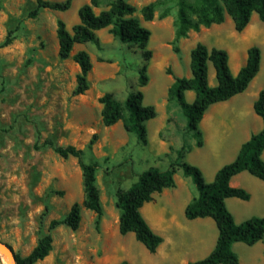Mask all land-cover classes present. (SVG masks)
Listing matches in <instances>:
<instances>
[{
	"label": "rangeland",
	"instance_id": "1",
	"mask_svg": "<svg viewBox=\"0 0 264 264\" xmlns=\"http://www.w3.org/2000/svg\"><path fill=\"white\" fill-rule=\"evenodd\" d=\"M37 1L0 0V45L10 31L15 37L10 45L0 47V241L8 244L15 255L26 257L39 238L48 232L53 220L63 219L74 203L83 202L77 159H62L50 147L36 148L50 139L58 146L83 150L85 162L98 164L97 184L103 216L97 225V215L82 208L80 227L76 231L66 226L54 229L51 252L36 264H119L122 261L187 264L203 259L206 246L212 251L218 230L210 218L212 227L185 217L187 203L198 193L192 179L185 177L181 169L175 173L176 186L165 189L171 197L164 199L162 194L156 195V201L147 203L150 208L142 210L154 232L164 239L156 253H150L133 233H119L115 193L119 188L129 189L137 182L139 174L151 168L169 169L171 162L177 159L176 148L182 146L187 147L184 161L198 167L207 182L212 181V178L209 180L211 172L225 159L216 158L211 149L197 147L181 108L168 99V90L174 76H192L190 55L198 43L209 49L226 50L230 54L232 74L245 65L247 50L259 47L260 71L255 82L241 95L249 97L264 89V22L253 13L249 32H237L226 14L222 24L201 27L199 32L190 31L187 38L175 42L177 0H127L137 10L134 17L151 31L146 48L152 52L147 70L149 83L140 87L144 51L121 43L110 34L109 28L97 32L100 46L76 44L70 58H59L57 21L62 20L72 32V27L79 23V8L89 0H71V7L65 12L40 9L36 17H30ZM151 3H156L154 19L145 21L143 8ZM104 9L108 7L104 5L94 11L98 14ZM166 9H169L168 16L161 19ZM79 51L89 54L92 70L88 75V91L75 96L73 91L80 68L73 56ZM209 68L210 83L216 85L211 63ZM168 70L174 76L168 74ZM136 90L143 92L144 104L155 106L158 112L146 125L147 146L139 142L136 135L127 133L122 122L112 127H105L102 122L99 99L103 95L112 93L124 103ZM194 96V92H188L187 102L191 103ZM250 110L260 118L253 106ZM205 133L208 137L211 129H206ZM165 146L169 147L170 154L158 157ZM247 176L245 183L253 195L252 202L228 199L227 207L236 221L248 215L264 214V182L249 173ZM158 211L170 214L156 218ZM233 249L239 256V264H264V240L253 246L236 243ZM4 258L0 254V264H5Z\"/></svg>",
	"mask_w": 264,
	"mask_h": 264
},
{
	"label": "trees",
	"instance_id": "2",
	"mask_svg": "<svg viewBox=\"0 0 264 264\" xmlns=\"http://www.w3.org/2000/svg\"><path fill=\"white\" fill-rule=\"evenodd\" d=\"M89 0L78 10L79 23L70 32L62 20L57 21L58 55L62 60L71 57L76 44L94 43L100 46L97 32L109 28L110 34L121 43L138 46L144 51V63L139 71V86L145 87L149 83L147 75L152 52L146 50L151 38V31L140 24L134 17L136 8L127 0ZM104 5L108 9L98 14L94 9ZM156 3L143 8L145 21L154 19ZM71 7V0L64 2H49L38 0L37 7L30 13L36 17L40 9H51L65 12ZM177 15L174 21L175 42L187 38L190 31L199 32L201 27L209 28L215 24H222L226 14L233 21L237 32H243L250 24L253 13L264 22V0H177ZM166 9L160 18L168 16ZM195 17V19L193 18ZM15 37L10 31L0 47L10 45ZM79 66L77 84L73 91L75 96L83 95L89 89L88 75L92 70L90 56L85 51H79L73 56ZM209 63L215 70L217 85L209 84ZM261 68V51L257 46L247 50V59L237 75H233L229 65V54L226 50L213 47L209 49L205 44L198 43L191 51L190 78L174 76L170 70L168 74L174 76V83L168 90V99L173 100L181 108L186 119L187 129L193 132L197 147L204 145L203 134L200 129L201 121L209 108L217 103L226 102L244 93L251 82L257 77ZM192 91L195 99L187 102L186 92ZM102 105L101 116L105 127H112L122 122L123 128L129 134L137 136L139 142L147 146V122L155 119L158 112L153 105L144 104V94L141 90L131 93L124 103L119 102L112 93H106L99 99ZM253 110L262 119V130L250 137L244 143L234 161L221 167L211 183L205 181L202 171L184 161L186 146L176 151L177 159L171 162L169 169L151 168L138 175V180L129 189H118L115 193L116 208L119 210V233L127 235L133 233L150 253H156L164 239L154 232L142 214L146 203L153 200L155 193L176 186L175 173L181 169L185 177H190L197 189V196L186 205L185 217L189 220L210 218L214 221L218 236L215 247L203 259L187 264H239L240 259L234 251L236 243L253 246L264 240V217H251L242 223H237L229 211L226 200L238 198L249 201L251 194L241 188L230 185L231 179L244 171L264 182V89H262L253 104ZM50 147L62 159L71 157L77 159L82 175L83 202L74 203L66 217L53 220L49 230L42 235L35 248L26 257L15 255L17 264H36L45 259L52 250V231L60 226H66L76 231L81 224L82 208L97 215V225L103 216V205L100 189L97 184L98 164L87 163L83 150L74 146H58L52 140L46 139L37 149ZM44 217V214L42 215ZM119 264H129L122 261Z\"/></svg>",
	"mask_w": 264,
	"mask_h": 264
},
{
	"label": "crops",
	"instance_id": "3",
	"mask_svg": "<svg viewBox=\"0 0 264 264\" xmlns=\"http://www.w3.org/2000/svg\"><path fill=\"white\" fill-rule=\"evenodd\" d=\"M250 27L251 26L249 24L248 27L244 30L245 33L249 32ZM77 45H79V44H77ZM229 56H230V54H229ZM246 56H247V54H246ZM239 69L236 70V72H234L233 75H237ZM252 82L254 83L255 81L253 80ZM252 82L249 85V88L252 85ZM173 83H174V81H173ZM209 84L212 87H215L217 85V84L214 85V83L213 84L210 83V68H209ZM261 90L262 89L257 90L256 93L250 95L249 97L246 96L250 100H247V98L245 96L239 94V95L233 97L232 99H230L229 101L214 104L209 108V110L204 115V117L201 121V124H200V129H201L202 134H203L204 145L202 147H199V148L211 149V154L215 155L216 158L224 157V159H225L220 166H218L216 169H214L211 172V177L209 179V180H211V178H212L211 182L214 181L216 173L218 172V170L221 167H223L226 164L231 163L232 161H234L236 159V157L240 151L241 146L244 143H246L252 135L257 134L262 130V128H263L262 119L257 118L255 115H253L251 113V110H250V107L253 106V104L256 101L258 94ZM188 92H192V91H187L186 95ZM194 99H195V96H194ZM208 128L211 129V134L207 137L205 130ZM162 142L164 144H166V142H164V141H162ZM182 147H177L176 149L178 150ZM168 153L170 154V149L168 146H165L163 148V150H161L160 153L158 154V157H161L162 155L165 156ZM262 159L264 160V152L262 154ZM247 173H248L247 171H244V172H241V173L235 175L231 179L230 185L234 188H241V189H244L246 191H249V187H247V185L245 183L247 181V179H249V178H247L248 177ZM205 181H206V179H205ZM211 182H207V183H211ZM255 183L258 184V182H255ZM169 193L170 192H168L167 190H163L161 193H157V194L155 193L153 195V200L151 202L156 201L155 200V198L157 197L156 195L162 194L163 195L162 197L164 199L167 198L168 196L171 197V195ZM252 200H253V195L251 194L250 202H252ZM229 202H230V200L227 199L226 205H228ZM235 203L240 204V202H235ZM246 205L244 207H246ZM149 208L150 207L146 203L142 210L144 212V211L148 210ZM248 211L251 212V210H248ZM169 214L170 213L167 211H165V213H163L162 211H158V213H155V217L161 219L165 215H169ZM254 216L264 217V214L262 216H258V215L249 216L248 215V217H246L242 221H236V220L235 221L237 223H242L243 221H245L251 217H254ZM208 219L209 218L197 219L196 223L203 224V225H206L208 227H212V223ZM173 220H174V218L171 217V223H170L171 226H173L172 225ZM207 247L208 246L205 247L206 251H205L204 257H206L211 252L209 248L207 249ZM214 247H215V245H214Z\"/></svg>",
	"mask_w": 264,
	"mask_h": 264
},
{
	"label": "water",
	"instance_id": "4",
	"mask_svg": "<svg viewBox=\"0 0 264 264\" xmlns=\"http://www.w3.org/2000/svg\"><path fill=\"white\" fill-rule=\"evenodd\" d=\"M0 254L6 256L7 258V264H17L16 258H15V253L13 250L10 248V246L4 242L0 241Z\"/></svg>",
	"mask_w": 264,
	"mask_h": 264
},
{
	"label": "bare ground",
	"instance_id": "5",
	"mask_svg": "<svg viewBox=\"0 0 264 264\" xmlns=\"http://www.w3.org/2000/svg\"><path fill=\"white\" fill-rule=\"evenodd\" d=\"M4 262H5V264H7V258L6 257L4 258Z\"/></svg>",
	"mask_w": 264,
	"mask_h": 264
}]
</instances>
